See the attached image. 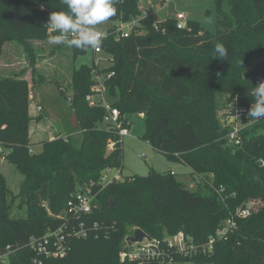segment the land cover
<instances>
[{
    "label": "trees",
    "instance_id": "trees-1",
    "mask_svg": "<svg viewBox=\"0 0 264 264\" xmlns=\"http://www.w3.org/2000/svg\"><path fill=\"white\" fill-rule=\"evenodd\" d=\"M147 1L118 0L117 14L108 20L111 27L101 46L111 65L102 73L115 75L105 83L106 94L122 117L147 108L143 139L169 161L189 167L190 182L152 169L144 177L100 183L105 170H123V140L109 129H99L105 110L86 101L94 84V65L69 66L71 85L66 89L71 96L55 83L80 138L74 142L67 132L64 138L41 141L40 151H35L29 135L34 120L29 114V81L17 75L0 77V145L9 151L6 162L25 178L19 194L11 197L0 174V264H135L120 262L119 252L125 237L136 230L152 238L183 232L203 245L249 202V215L236 218V229L218 240L213 252L183 261L264 264V119L242 131L236 146L229 144L230 128L219 118L224 112L222 96H229L227 105L235 102L249 110L252 89L264 81V0H214L213 34L192 20L187 22L192 28L188 33L177 29L175 19L158 23L150 16L140 22V34L116 42L111 36L114 25L138 18ZM60 10H67L62 0H0V55L4 43L22 44L33 69L32 83L37 57L28 41H49L50 35L58 34L46 24L50 13ZM218 42L228 48L227 57L214 58ZM91 49L70 46L72 64ZM254 56L263 59L244 75ZM45 118L41 113L37 120ZM110 139L117 142L113 150L107 146ZM191 184L196 187L191 189ZM86 191L96 206L86 221L98 224L97 231L73 240L67 258L35 263V253L27 247L30 239L58 227L61 221L55 217L64 213L75 194ZM16 200L26 207L23 219L10 217ZM8 249L15 254L3 263Z\"/></svg>",
    "mask_w": 264,
    "mask_h": 264
},
{
    "label": "rangeland",
    "instance_id": "rangeland-1",
    "mask_svg": "<svg viewBox=\"0 0 264 264\" xmlns=\"http://www.w3.org/2000/svg\"><path fill=\"white\" fill-rule=\"evenodd\" d=\"M158 6L155 10L154 21L164 22L172 19L179 12L185 13L190 20L199 23L206 32L213 34L215 32V3L214 0H175L173 3L166 4L160 11ZM158 11V12H157ZM111 27L108 21L97 26L100 32H106ZM202 32H199V35ZM204 33V31H203ZM72 37L68 38L71 39ZM29 46L33 49L36 55V75L35 83H32L33 69L29 65V57L22 44L17 42H6L3 45L0 55V77H7L10 75L22 76L30 83L31 105L37 109L42 107V112L46 115L45 123L40 121H32L36 126V131L42 132L43 136L39 137L42 141L51 140V138L58 135H68L63 125L64 120L69 119L71 110L65 98L61 96L59 89L55 83L62 85L65 89L67 96H71L66 88L71 85V68L74 65L76 68L81 66H93L95 60L98 62V67L106 69L109 67L108 56L102 52L94 55L91 49L87 54L76 58L72 64L71 58L68 56L70 46L67 44H52L49 41H28ZM263 59L261 56H254L251 58L249 64L244 68V75L248 74L253 67ZM70 66V67H69ZM38 76H42L39 80ZM69 89V88H68ZM223 97V98H222ZM220 99V104L224 111L227 104L230 102L229 96L224 95ZM107 101L111 103L113 100L107 97ZM226 103V104H224ZM224 104V105H223ZM140 111V112H139ZM135 111L128 113L126 118L129 125V135L122 140L123 147V176H147L152 169L164 173L172 172L177 178L185 183L190 182V168L179 163L169 161L163 154L156 151L150 143L143 139L146 131L145 113L146 110ZM224 113H219V118L224 123ZM33 118V117H32ZM42 127L40 128L41 124ZM40 124V125H39ZM99 129L107 130V125L103 122L98 124ZM43 128V129H42ZM70 130V139L76 142L80 135L75 129V125L68 127ZM76 130V131H75ZM52 132L48 134L47 132ZM38 138L32 137L33 142H37ZM113 141V140H112ZM41 142V141H40ZM39 142V143H40ZM38 143V144H39ZM35 151H40L41 148L35 147ZM0 174L3 176L6 184L13 196L19 194L22 183L25 181L23 174L17 168L2 161L0 159ZM10 217L14 219H23L26 217V207L20 206V201L16 200L9 212ZM130 236V235H129ZM181 264H195L190 261H184Z\"/></svg>",
    "mask_w": 264,
    "mask_h": 264
},
{
    "label": "built area",
    "instance_id": "built-area-1",
    "mask_svg": "<svg viewBox=\"0 0 264 264\" xmlns=\"http://www.w3.org/2000/svg\"><path fill=\"white\" fill-rule=\"evenodd\" d=\"M173 0H148L145 6L140 7L141 15L133 19L129 23H121L114 25L113 36L116 42L121 39L129 38L134 32L140 34L138 28H142L141 21L153 15L154 10L159 6L164 7L166 4ZM178 30H187L188 33H192V28L187 26L188 18L184 13H179L175 18ZM156 30L158 25L154 24ZM103 33L102 41L107 37L105 32ZM74 35V34H72ZM202 36V33H200ZM94 55H98L103 51L101 45L92 47ZM109 66L111 65L110 57H108ZM95 69L93 70V82L91 93L86 97V101L90 106H100L105 110L103 122L107 125V129L115 132V135L122 140L129 135V123L127 119L121 116L118 109L112 106V102L107 101V94L105 83L114 77V72L102 73L104 69L98 67V62H94ZM40 109V108H39ZM41 111V109H40ZM224 124L230 128V132L227 135V140L231 145H240L241 132L246 128L255 124L257 120L251 119L249 123L244 122L247 118L248 109L245 107H239L235 102H231L224 110ZM56 137H65L64 135H58ZM53 136L51 139H54ZM117 142H108L109 150H113L116 147ZM33 153V150H30ZM9 151L0 145V159L2 161L7 160ZM200 179V180H199ZM202 181V178H199ZM125 177L121 169L109 168L104 171L101 177L100 183L103 186H107L110 183L123 182ZM196 184H191L190 188L194 189ZM94 196L88 191L78 192L68 202L67 208L64 213L56 216L61 224L55 229H49L41 237H32L28 244V249L35 253L33 261L40 262L42 260H62L67 258L71 253V242L76 239H86L91 233H94L98 229V224L89 225L86 221V217L92 216L96 209L94 203ZM253 207V202L247 203L245 209H238L234 215H231L223 225L218 229L214 236H211L206 244L196 245L192 238L188 237L185 233L181 232L174 236H163V238H152L146 234V237L140 242H130L128 239L134 235H127L122 243V248L119 252L120 262H132L135 264H181L183 260H190L191 258L206 255L214 250V244L223 238L237 227L236 218H245L249 215L250 208ZM15 252L8 249L7 254L2 256L3 263L10 261L12 255Z\"/></svg>",
    "mask_w": 264,
    "mask_h": 264
},
{
    "label": "clouds",
    "instance_id": "clouds-1",
    "mask_svg": "<svg viewBox=\"0 0 264 264\" xmlns=\"http://www.w3.org/2000/svg\"><path fill=\"white\" fill-rule=\"evenodd\" d=\"M67 10L51 12L47 28L56 35L49 36V43L67 44L80 50L101 45L103 33L97 26L117 14L118 0H62ZM69 34H74L68 39ZM214 58L221 59L229 55V50L222 43L214 46ZM253 103L247 112V118L264 119V81L252 89Z\"/></svg>",
    "mask_w": 264,
    "mask_h": 264
},
{
    "label": "crops",
    "instance_id": "crops-1",
    "mask_svg": "<svg viewBox=\"0 0 264 264\" xmlns=\"http://www.w3.org/2000/svg\"><path fill=\"white\" fill-rule=\"evenodd\" d=\"M175 0H173V1H171V2H169L170 4L171 3H173ZM146 5V3H143V6H145ZM164 7H166V5L164 6ZM164 7H161V9H160V11L164 8ZM154 12H155V10H154ZM158 12V11H157ZM179 13H181V12H179ZM184 13V12H183ZM178 14V13H177ZM176 14V15H177ZM185 14V13H184ZM154 15H155V13H153V15H152V17H153V19H154ZM176 15L175 16H173L172 17V19H175L176 18ZM186 15V14H185ZM186 17H187V15H186ZM188 18V17H187ZM188 20L190 21V18H188ZM39 113H40V109L38 108H36V107H32V105L30 104V108H29V114H30V116L31 117H33L34 119H36V118H38L40 115H39ZM34 121H37V119L36 120H34ZM41 122H44L45 123V119H43ZM41 122H40V124H41ZM39 124V125H40ZM42 125L43 124H41V126H40V128L42 127ZM63 125H64V128L66 129V131L67 132H70L69 130V126H73V125H75V119H74V116H73V114H71V116H70V118L69 119H66V120H64V118H63ZM44 126V125H43ZM43 129V128H42ZM52 132L53 131H51L50 133L49 132H47L48 134H52ZM29 135H30V140H31V143H32V137H35V138H38V140H37V142H33V144H36L33 148H35V147H39V148H41L40 147V145L38 144L40 141H42V139L41 140H39V137H42L43 136V134H42V132H38V131H36V126L35 125H33V128H32V126L30 127V131H29ZM38 144V145H37ZM174 174V173H173ZM189 174H191V169H190V171H189Z\"/></svg>",
    "mask_w": 264,
    "mask_h": 264
},
{
    "label": "water",
    "instance_id": "water-1",
    "mask_svg": "<svg viewBox=\"0 0 264 264\" xmlns=\"http://www.w3.org/2000/svg\"><path fill=\"white\" fill-rule=\"evenodd\" d=\"M141 110H142V111H143V110L145 111L146 108H142ZM163 122L166 123L167 120H163ZM110 203L113 204V203H114L113 200H112ZM144 237H146V233H145L144 231L138 229V230H136V231L134 232V235L128 239V241H130V242H140V241H142V239H143Z\"/></svg>",
    "mask_w": 264,
    "mask_h": 264
}]
</instances>
